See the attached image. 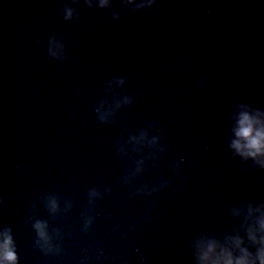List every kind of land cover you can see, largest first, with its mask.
Returning <instances> with one entry per match:
<instances>
[{
  "label": "water",
  "instance_id": "1",
  "mask_svg": "<svg viewBox=\"0 0 264 264\" xmlns=\"http://www.w3.org/2000/svg\"><path fill=\"white\" fill-rule=\"evenodd\" d=\"M240 104L264 110V0H0L17 264H195L200 237L247 244L231 210L264 203V168L229 147Z\"/></svg>",
  "mask_w": 264,
  "mask_h": 264
},
{
  "label": "clouds",
  "instance_id": "2",
  "mask_svg": "<svg viewBox=\"0 0 264 264\" xmlns=\"http://www.w3.org/2000/svg\"><path fill=\"white\" fill-rule=\"evenodd\" d=\"M129 2L131 3L132 0ZM108 3L109 0H99L100 7H106ZM71 15L72 10L68 9L66 18H70ZM51 43L50 52L55 56L62 46L55 40ZM101 119H104L103 115ZM232 120L234 121L233 138L229 147L234 155H239L243 160L251 159L255 165L264 168V110L240 104L236 106ZM130 139L142 143L146 139V133L141 132L139 137L132 136ZM155 140L156 138L153 137L148 142L154 143ZM49 206L55 211L56 200L50 198ZM231 214L243 217L242 227L247 237V244L239 232L235 235L226 233L222 239L215 236L200 237L193 245L195 264H264V203L255 205L249 203L246 209L243 205L233 207ZM33 227L39 237L37 244L43 241L41 246L49 245L47 224L37 220ZM248 244L255 247L254 253L249 251ZM17 260L11 230L7 227L0 229V264H17Z\"/></svg>",
  "mask_w": 264,
  "mask_h": 264
}]
</instances>
